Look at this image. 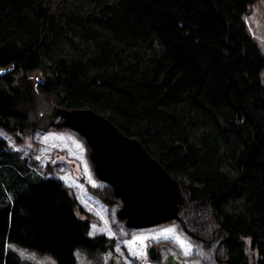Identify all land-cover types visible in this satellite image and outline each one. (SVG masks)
Wrapping results in <instances>:
<instances>
[{
	"label": "trees",
	"instance_id": "16d2710c",
	"mask_svg": "<svg viewBox=\"0 0 264 264\" xmlns=\"http://www.w3.org/2000/svg\"><path fill=\"white\" fill-rule=\"evenodd\" d=\"M254 1L0 0V68L12 67L0 127L46 125L28 119L37 94L103 115L178 182L177 217L221 239V264H264V56L243 19ZM101 199L117 198L109 186ZM75 210L59 180L0 138V264H23L9 244L54 264L108 249Z\"/></svg>",
	"mask_w": 264,
	"mask_h": 264
},
{
	"label": "rangeland",
	"instance_id": "374dc122",
	"mask_svg": "<svg viewBox=\"0 0 264 264\" xmlns=\"http://www.w3.org/2000/svg\"><path fill=\"white\" fill-rule=\"evenodd\" d=\"M243 19L251 37L264 56V0L254 1ZM30 77L34 82V74ZM264 84V67L260 71ZM49 108V101L40 94L28 114L29 121H37L39 112ZM47 124L33 128L26 134L11 133L0 127V138L8 147L20 152L36 171L46 172L59 180L72 195L76 215L87 220L88 235H102L110 241L104 251L74 250V264H221L224 260L220 238L215 235L202 241L191 234V227L179 218L144 228L126 226L118 218L119 200L107 204L101 199L109 185L99 180L88 158V147L82 137L69 128ZM101 196V197H100ZM209 227L212 228L209 223ZM183 245V246H182ZM155 249L150 259L148 247ZM23 264H54L45 254L9 244ZM216 257V259H215ZM169 261H165V259ZM218 259V260H217Z\"/></svg>",
	"mask_w": 264,
	"mask_h": 264
},
{
	"label": "water",
	"instance_id": "95a60500",
	"mask_svg": "<svg viewBox=\"0 0 264 264\" xmlns=\"http://www.w3.org/2000/svg\"><path fill=\"white\" fill-rule=\"evenodd\" d=\"M11 68H0V76ZM34 79V85L42 83L39 72ZM39 115L46 117L47 124L69 128L82 137L96 177L110 186L120 202L116 215L126 226L144 228L178 218V182L137 138L125 135L108 118L89 108H64L49 101V108ZM148 255L153 259L151 246Z\"/></svg>",
	"mask_w": 264,
	"mask_h": 264
},
{
	"label": "flooded vegetation",
	"instance_id": "af4514ba",
	"mask_svg": "<svg viewBox=\"0 0 264 264\" xmlns=\"http://www.w3.org/2000/svg\"><path fill=\"white\" fill-rule=\"evenodd\" d=\"M35 81V80H34ZM44 116V115H43ZM211 238H213L214 237V235L213 234H211V236H210ZM199 238V237H198ZM199 239H201L202 241H205V240H209L208 238H199ZM153 256H155V249L153 248ZM154 258V257H153ZM215 259H216V257H215ZM218 260V259H217ZM165 261H169V259L167 258V259H165L164 260V262Z\"/></svg>",
	"mask_w": 264,
	"mask_h": 264
},
{
	"label": "snow or ice",
	"instance_id": "6c2138e0",
	"mask_svg": "<svg viewBox=\"0 0 264 264\" xmlns=\"http://www.w3.org/2000/svg\"><path fill=\"white\" fill-rule=\"evenodd\" d=\"M183 246V245H182Z\"/></svg>",
	"mask_w": 264,
	"mask_h": 264
}]
</instances>
